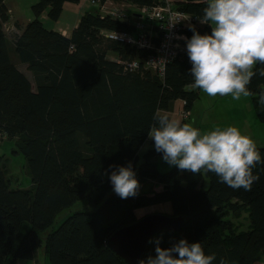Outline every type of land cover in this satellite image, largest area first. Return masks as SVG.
Wrapping results in <instances>:
<instances>
[{
	"label": "trees",
	"instance_id": "16d2710c",
	"mask_svg": "<svg viewBox=\"0 0 264 264\" xmlns=\"http://www.w3.org/2000/svg\"><path fill=\"white\" fill-rule=\"evenodd\" d=\"M79 1L38 0L31 6L34 18L25 25L16 22L17 31L11 35L5 27L11 11L6 0H0V143L13 144L12 155L5 149L0 152V264L35 260L41 235L74 207L78 210L46 237L47 264H127L108 246V237L136 222L135 210L166 202L187 222L179 230L155 235L151 240L161 238V247L186 239L201 242L206 254L215 253L217 264L220 257L234 264L260 261L264 163L253 169L259 180L245 191L219 183L210 172L193 174L175 166L161 171L162 154L154 146L142 153L157 109L172 112L177 101H184L180 111L185 108L191 114L198 99L199 91L189 87L192 65L186 42L179 41L181 51L161 75L146 63L152 53L157 56L155 49L105 36L114 31L151 37L157 32L153 38L158 44L159 31L153 25L142 30L121 18H103L100 9L93 8L66 37L39 19L48 9L49 18L56 21L66 2ZM126 2L167 5L164 0ZM206 6L207 0L172 4L198 21ZM194 27L202 35L211 33L210 24ZM182 34L190 39L193 32L186 28ZM111 54L118 59H111ZM134 60L139 63L135 70L119 62ZM260 66L257 62L255 67ZM249 87L258 93L264 89V78L255 77ZM252 97L264 120V106ZM257 148L264 159V147ZM21 155L30 189L17 187L20 179L11 160ZM129 162L141 187L136 197L121 199L113 191L109 166ZM154 249L155 243H149L143 259L154 255Z\"/></svg>",
	"mask_w": 264,
	"mask_h": 264
},
{
	"label": "clouds",
	"instance_id": "9594fccd",
	"mask_svg": "<svg viewBox=\"0 0 264 264\" xmlns=\"http://www.w3.org/2000/svg\"><path fill=\"white\" fill-rule=\"evenodd\" d=\"M200 22L210 24L211 33L202 35L192 26L191 38H184L192 65L189 87L212 97L231 95L233 100L256 96L257 104L264 106V89L253 93L249 87L255 77L264 78V0H207ZM257 62L260 67H255ZM153 121L148 139L170 166L193 174L213 173L219 183L235 190L250 191L259 180L253 169L264 159L250 136L237 127L202 131L160 109ZM109 171L117 196L129 199L139 194L141 185L131 162L110 165ZM149 243H155L154 255L138 264H217V255L206 254L201 242L180 239L168 248L161 247V238ZM218 264L234 262L220 257Z\"/></svg>",
	"mask_w": 264,
	"mask_h": 264
},
{
	"label": "rangeland",
	"instance_id": "374dc122",
	"mask_svg": "<svg viewBox=\"0 0 264 264\" xmlns=\"http://www.w3.org/2000/svg\"><path fill=\"white\" fill-rule=\"evenodd\" d=\"M37 0H8L9 3H15L16 5V14H24L28 13L33 15V11L31 9V5ZM104 3L108 5L109 9H116L121 12L124 18L126 15L128 19L126 21H134V23H138L143 21L141 17V11L143 12V7H139L137 5H132L127 3L125 0H105ZM137 12L136 16L133 15ZM15 14V13H14ZM133 19V20H131ZM151 24L144 23L142 26V30L144 27L149 26ZM9 30L8 27H6ZM182 41H185L184 37ZM186 42V41H185ZM178 46H181V42L178 43ZM175 49V47H174ZM175 51V50H174ZM172 53H169L170 56ZM110 57L112 59H117L115 54H111ZM199 92L198 99L195 100L193 106L191 108V114L185 108L181 109V105L185 106V102H181L178 104L175 109H173L170 114L174 115L177 119H180L186 123H191L196 127H199L202 131H211L217 127L226 128L229 126L237 127L242 134L249 135L250 138L255 142L256 146L264 147V120H262L258 116V106L254 103L253 97H245L241 95L239 100H233L231 95L229 96H208L206 93L197 89ZM190 116V117H188ZM0 146V152L3 149L8 155H12L11 151L13 149V144L11 141H2ZM154 144L152 141L148 139L145 142L142 153L147 151L149 148H152ZM12 161V166L15 170V174L18 175L20 179L19 186L22 188H32L31 177L24 171V159L21 156H14ZM158 167L161 171H164L170 168V165L163 161L162 156L158 157ZM78 207L71 208L69 210L64 211L59 215L53 226L45 231L42 235V245L39 248L35 260L28 261L27 264H47L46 255H45V244L47 235L59 227V225L72 213L76 212ZM136 215L138 217H142L151 213L160 212L165 214H174L172 210L171 204H156L149 205L141 209H137ZM247 215L243 214L245 218ZM242 217V218H243ZM243 225H246L247 222L244 219H241Z\"/></svg>",
	"mask_w": 264,
	"mask_h": 264
},
{
	"label": "built area",
	"instance_id": "2783aa9c",
	"mask_svg": "<svg viewBox=\"0 0 264 264\" xmlns=\"http://www.w3.org/2000/svg\"><path fill=\"white\" fill-rule=\"evenodd\" d=\"M126 1V0H125ZM173 0H164L166 6H161V4L154 6H142L143 12L141 11V17L143 21H140L136 24V28H142L144 21L151 26L155 22H160L161 28L163 29V39L159 47H154L151 37L148 35H132L129 32H105V36L111 40L123 41L131 46H138L141 48H147L150 50L155 49L157 51V56L152 54L147 60V67L153 71L163 75L168 63L173 56H177L181 51L178 46L179 41L185 38L182 34V30L190 28L192 26H197L201 22L197 20L195 16L186 14L181 10H177L172 7ZM101 3V4H100ZM91 5H100V13L104 18L105 16H110L112 18H121L123 17L122 13L116 9H109L108 6L101 2V0H91ZM146 27V26H145ZM149 27V26H147ZM175 47V49H174ZM175 50V51H174ZM170 56L169 53H172ZM122 65L125 66V69L135 70L139 68L138 61H119ZM184 112H187L184 110ZM188 114H190L188 112Z\"/></svg>",
	"mask_w": 264,
	"mask_h": 264
},
{
	"label": "water",
	"instance_id": "95a60500",
	"mask_svg": "<svg viewBox=\"0 0 264 264\" xmlns=\"http://www.w3.org/2000/svg\"><path fill=\"white\" fill-rule=\"evenodd\" d=\"M137 221L117 229L107 239L108 246L127 264H138L143 259L149 241L161 232H173L186 224L183 215L160 212L137 217Z\"/></svg>",
	"mask_w": 264,
	"mask_h": 264
},
{
	"label": "crops",
	"instance_id": "0c3cea01",
	"mask_svg": "<svg viewBox=\"0 0 264 264\" xmlns=\"http://www.w3.org/2000/svg\"><path fill=\"white\" fill-rule=\"evenodd\" d=\"M180 1H186V0H173V3H175V5L177 6V4ZM36 2H34V3H36ZM6 4L10 8V11H11L10 16H11V18L6 23L5 27L9 28L10 34L12 35V34H14L15 31H17V29L15 27V23L16 22H19V23H22L23 25H25L27 22H29L30 20H32L34 18V14L33 15H30L28 13L16 14V5H15V3H9L8 0H6ZM93 8L100 9L101 6L100 5H91V0H80L77 3L66 2L64 4L63 11H62V13H61V15H60L58 20L54 21V20H51L49 18L48 9L45 10L39 16V19H40V21H42V23L44 24V26L47 29L58 31L59 33L63 34L64 36L70 37L72 32H73V29L77 26L82 14L84 12H87V11L93 9ZM136 14H137V12H135L133 15L136 16ZM124 17L125 16L121 17V19L126 21L128 19L127 15H126V18H124ZM131 20H133V19H131ZM131 22L134 23V21H131ZM199 25L203 26V23H200ZM113 60H115V59H113ZM178 104H181V101H177L174 108H176V106ZM163 112L170 113V112H166V111H163ZM166 203L167 204H171L170 202H166ZM160 204H164V203H160ZM135 211H137V210H135ZM254 264H264V257H262L260 261H257Z\"/></svg>",
	"mask_w": 264,
	"mask_h": 264
},
{
	"label": "bare ground",
	"instance_id": "6f19581e",
	"mask_svg": "<svg viewBox=\"0 0 264 264\" xmlns=\"http://www.w3.org/2000/svg\"><path fill=\"white\" fill-rule=\"evenodd\" d=\"M154 27L157 28V30L159 31V35H160V42L158 44H156L155 39L153 38L157 34V32H154L155 35L151 36V41H152L154 47L156 48V47H159L161 45V43L164 41V39H163V29L161 28L160 22H155L153 24V28Z\"/></svg>",
	"mask_w": 264,
	"mask_h": 264
}]
</instances>
